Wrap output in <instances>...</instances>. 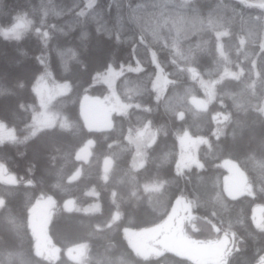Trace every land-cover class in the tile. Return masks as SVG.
Listing matches in <instances>:
<instances>
[{"label": "trees", "instance_id": "16d2710c", "mask_svg": "<svg viewBox=\"0 0 264 264\" xmlns=\"http://www.w3.org/2000/svg\"><path fill=\"white\" fill-rule=\"evenodd\" d=\"M264 0H0V122L27 129L40 109L45 71L54 104L71 115L22 142L0 141V264H196L165 252L143 258L124 236L192 204L186 232L231 236L227 264L264 257ZM19 24L18 33H8ZM110 69L129 106L102 130L86 127L85 96L106 97ZM168 84L158 97V71ZM206 86L212 88L209 94ZM203 101L206 105L203 104ZM156 132L135 167L134 131ZM188 138L199 165L176 167ZM186 139V140H184ZM184 143V144H183ZM244 172L250 194L230 197L224 163ZM50 196L49 235L59 257L37 254L29 211ZM73 201V202H72ZM70 202V203H69ZM74 204V208L65 206ZM97 208H93L96 207ZM118 215L117 219L114 217ZM86 245L80 262L71 252ZM181 252V251H180ZM183 253V252H182ZM202 258V257H200Z\"/></svg>", "mask_w": 264, "mask_h": 264}, {"label": "rangeland", "instance_id": "374dc122", "mask_svg": "<svg viewBox=\"0 0 264 264\" xmlns=\"http://www.w3.org/2000/svg\"><path fill=\"white\" fill-rule=\"evenodd\" d=\"M187 1V0H184ZM264 8V5L262 6ZM19 24L8 33H18L22 27ZM123 75L122 72L110 69L102 76L101 81L110 89V94L106 97L85 96L81 106V114L85 125L90 130H102L112 122L115 114H125L129 106L123 103L116 91V82ZM168 81L161 70L155 77L153 87L158 97L165 92ZM58 87L67 88L55 81L49 71H45L37 83V90L40 95V109L34 112L31 125L27 129H15L7 124L0 122V141L22 142L31 138L37 131L52 127L54 125L69 126L72 120L70 114L59 111L54 104V96ZM207 92L210 94L212 88L206 86ZM96 102L101 106V110L95 113L88 111L89 104ZM203 104L205 102L203 101ZM135 146L136 156L134 166H142L144 149L153 144L156 139V132L151 126H147L141 130L134 131L129 137ZM189 139L194 142L190 143ZM186 140V139H184ZM190 143V147L186 149L181 142L183 149L182 157L177 164V174L182 172L191 165H199L198 159L192 150V145L200 143L197 139L188 138L186 142ZM184 144V143H183ZM227 170L225 177V185L230 197H239L241 195L250 194L251 188L248 184L244 172L237 164L230 162L224 163ZM0 179L6 182H15L10 175L1 168ZM73 202V201H72ZM70 203V202H69ZM65 206L66 209L74 208V204ZM93 208H97L93 207ZM56 210V203L50 196L43 195L39 197L34 206L29 211V227L34 238V247L37 254L45 259L55 261L59 257V251L54 246L49 229ZM261 214L260 216H263ZM118 215L114 217L117 219ZM192 219V204L185 197H180L175 202L174 207L167 219L154 227L141 230L125 229L124 236L135 251V253L143 258L156 257L165 252H172L183 255V257L193 261L196 264H227L229 255L235 249V242L231 236L224 235L221 238L211 239L208 241H199L192 238L185 230V226ZM183 239L191 246V250L185 253L180 252L177 243ZM200 246H214L219 249L218 254L209 258H200L193 249ZM78 257L80 262L86 260L88 248L86 245H79L73 248L71 252ZM259 264H264V257Z\"/></svg>", "mask_w": 264, "mask_h": 264}, {"label": "water", "instance_id": "95a60500", "mask_svg": "<svg viewBox=\"0 0 264 264\" xmlns=\"http://www.w3.org/2000/svg\"><path fill=\"white\" fill-rule=\"evenodd\" d=\"M101 110V106L96 102H91L88 107V111L95 113ZM178 248L181 252L185 253L191 250V246L185 242L183 239H180L177 243ZM194 253L202 258H209L217 255L219 249L214 246H200L193 249Z\"/></svg>", "mask_w": 264, "mask_h": 264}]
</instances>
